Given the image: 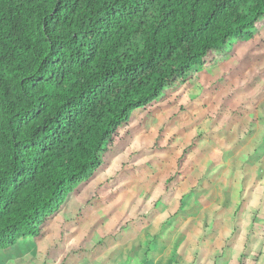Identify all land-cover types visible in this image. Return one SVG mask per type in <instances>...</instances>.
<instances>
[{
    "label": "clouds",
    "instance_id": "obj_1",
    "mask_svg": "<svg viewBox=\"0 0 264 264\" xmlns=\"http://www.w3.org/2000/svg\"><path fill=\"white\" fill-rule=\"evenodd\" d=\"M206 57L111 124L28 228L0 234V264H264V20Z\"/></svg>",
    "mask_w": 264,
    "mask_h": 264
},
{
    "label": "trees",
    "instance_id": "obj_2",
    "mask_svg": "<svg viewBox=\"0 0 264 264\" xmlns=\"http://www.w3.org/2000/svg\"><path fill=\"white\" fill-rule=\"evenodd\" d=\"M264 0H0V234L30 226L109 126Z\"/></svg>",
    "mask_w": 264,
    "mask_h": 264
},
{
    "label": "rangeland",
    "instance_id": "obj_3",
    "mask_svg": "<svg viewBox=\"0 0 264 264\" xmlns=\"http://www.w3.org/2000/svg\"><path fill=\"white\" fill-rule=\"evenodd\" d=\"M202 68H208V65L204 64L203 66H201ZM209 74L212 75V70L209 68ZM203 82V80H202Z\"/></svg>",
    "mask_w": 264,
    "mask_h": 264
}]
</instances>
